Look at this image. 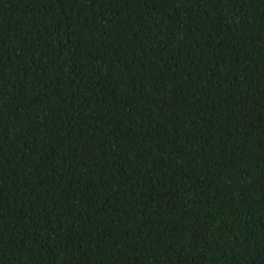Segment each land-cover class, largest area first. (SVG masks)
<instances>
[{"label": "trees", "instance_id": "obj_1", "mask_svg": "<svg viewBox=\"0 0 264 264\" xmlns=\"http://www.w3.org/2000/svg\"><path fill=\"white\" fill-rule=\"evenodd\" d=\"M0 264H264V0H0Z\"/></svg>", "mask_w": 264, "mask_h": 264}]
</instances>
